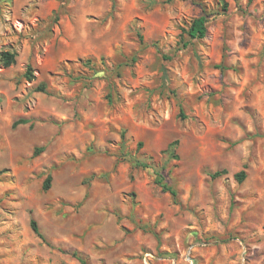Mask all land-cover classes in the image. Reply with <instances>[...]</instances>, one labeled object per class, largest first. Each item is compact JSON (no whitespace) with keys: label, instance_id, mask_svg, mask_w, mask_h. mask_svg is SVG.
I'll use <instances>...</instances> for the list:
<instances>
[{"label":"rangeland","instance_id":"obj_1","mask_svg":"<svg viewBox=\"0 0 264 264\" xmlns=\"http://www.w3.org/2000/svg\"><path fill=\"white\" fill-rule=\"evenodd\" d=\"M2 50L0 264H264V0H0Z\"/></svg>","mask_w":264,"mask_h":264},{"label":"trees","instance_id":"obj_2","mask_svg":"<svg viewBox=\"0 0 264 264\" xmlns=\"http://www.w3.org/2000/svg\"><path fill=\"white\" fill-rule=\"evenodd\" d=\"M220 5L223 7V10H225L227 8V4L224 1L220 2ZM206 22H207V14L203 13V14L197 15L196 17L191 19L189 25L184 30V32L187 34L189 39H201V38L205 37L206 32H207ZM187 45H188V41L184 42V46H187ZM14 60H15V52L9 51V50H2L0 52V63L3 66H5V67L9 66L10 64H12L14 62ZM134 60H135V57L132 56L131 57V61H134ZM87 62H90V61H87ZM23 77L26 78L29 81H31L33 79L34 75H33L32 67H31L30 64L26 65V69L23 72ZM36 90L43 91L44 90V85H42V84L39 85ZM24 122H26L25 119H18L15 122H13V126H16L17 124L24 123ZM138 146H141V143H138ZM5 171H6L5 168L0 169V173L5 172ZM225 172L226 171L224 169L218 170V171H215L214 173H212V176L216 177V176H219V175H221V174H223ZM234 176H235V178L237 180L240 181V180H242L244 178L245 172L243 170H241L239 172H236L234 174ZM49 181H50V176H47L46 179L44 180L43 184H42V188L43 189L48 188ZM157 182H160V181H157ZM162 188L164 190H168L173 197L176 196V191L173 188H171V187H169V186H167L165 184H162ZM30 227H31L32 231L37 236H39L43 241H45L44 237L39 232V229H38V226H37V223H36L35 220L31 219ZM74 254L77 256L76 252H74ZM78 259H80L82 264H87L86 261L81 259L79 256H78Z\"/></svg>","mask_w":264,"mask_h":264}]
</instances>
